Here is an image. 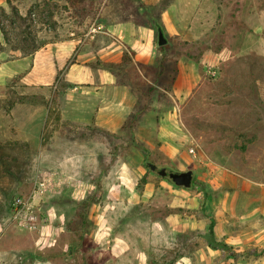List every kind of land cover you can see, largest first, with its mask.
Segmentation results:
<instances>
[{"label":"rangeland","instance_id":"1","mask_svg":"<svg viewBox=\"0 0 264 264\" xmlns=\"http://www.w3.org/2000/svg\"><path fill=\"white\" fill-rule=\"evenodd\" d=\"M106 74L117 129L82 94ZM0 153V264H264V0H0Z\"/></svg>","mask_w":264,"mask_h":264},{"label":"crops","instance_id":"2","mask_svg":"<svg viewBox=\"0 0 264 264\" xmlns=\"http://www.w3.org/2000/svg\"><path fill=\"white\" fill-rule=\"evenodd\" d=\"M211 7L214 9V4H212ZM118 27L122 29L121 34L125 38L129 33V27H131L130 21H120ZM196 75L198 74L193 73L192 76L189 75L187 73L186 65L182 64L175 80V90L181 92L191 87L197 80ZM82 87L83 96L88 100L96 101L93 108L94 111L90 116L91 119L94 116L97 124L108 129H117L120 127L125 117L130 114L134 107L135 97L130 91L129 86L127 84L116 85V82L111 75H104L102 84L88 83ZM88 110L90 111L91 107ZM182 187H176L177 189L175 188V191L186 193L188 189L184 188L189 187Z\"/></svg>","mask_w":264,"mask_h":264},{"label":"built area","instance_id":"3","mask_svg":"<svg viewBox=\"0 0 264 264\" xmlns=\"http://www.w3.org/2000/svg\"><path fill=\"white\" fill-rule=\"evenodd\" d=\"M52 178L42 179L38 182V187L40 185L42 187H46L49 184L52 185ZM11 216L14 223L21 229L36 230L41 226V219L38 212L34 209L32 201L22 195L14 197L11 204Z\"/></svg>","mask_w":264,"mask_h":264},{"label":"water","instance_id":"4","mask_svg":"<svg viewBox=\"0 0 264 264\" xmlns=\"http://www.w3.org/2000/svg\"><path fill=\"white\" fill-rule=\"evenodd\" d=\"M167 42V38L164 34L162 28L158 29V44L163 45ZM151 169H156L157 165L154 163H149ZM160 175L168 176L170 179L179 186L190 187L193 179V170H167L165 166H162L158 169Z\"/></svg>","mask_w":264,"mask_h":264},{"label":"trees","instance_id":"5","mask_svg":"<svg viewBox=\"0 0 264 264\" xmlns=\"http://www.w3.org/2000/svg\"><path fill=\"white\" fill-rule=\"evenodd\" d=\"M159 28H161V27H159ZM3 158V154L2 153H0V160Z\"/></svg>","mask_w":264,"mask_h":264}]
</instances>
